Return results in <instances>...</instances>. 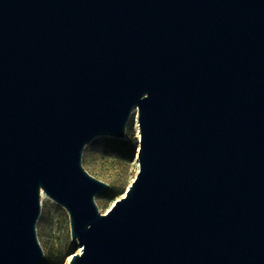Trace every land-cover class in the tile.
Returning a JSON list of instances; mask_svg holds the SVG:
<instances>
[{"label":"water","instance_id":"1","mask_svg":"<svg viewBox=\"0 0 264 264\" xmlns=\"http://www.w3.org/2000/svg\"><path fill=\"white\" fill-rule=\"evenodd\" d=\"M138 109V173L83 167ZM46 193L69 264H264V0H0V264H40Z\"/></svg>","mask_w":264,"mask_h":264},{"label":"rangeland","instance_id":"2","mask_svg":"<svg viewBox=\"0 0 264 264\" xmlns=\"http://www.w3.org/2000/svg\"><path fill=\"white\" fill-rule=\"evenodd\" d=\"M135 117L132 115L129 121L126 137L98 136L83 152L84 169L110 186L95 197L103 215L125 195L139 171L137 153L140 141L138 143L135 132ZM40 217L37 233L45 255L40 264H69L71 256L80 252V246L72 239L68 212L49 197L44 199V204L42 202Z\"/></svg>","mask_w":264,"mask_h":264},{"label":"bare ground","instance_id":"3","mask_svg":"<svg viewBox=\"0 0 264 264\" xmlns=\"http://www.w3.org/2000/svg\"><path fill=\"white\" fill-rule=\"evenodd\" d=\"M133 115L136 116L135 117V132H136V135H137V138H138V143H139L141 138H140V123H138V109L137 108L134 110ZM45 198H49V197H48V195L46 193H42L41 194V200H42L43 204H44V199Z\"/></svg>","mask_w":264,"mask_h":264}]
</instances>
